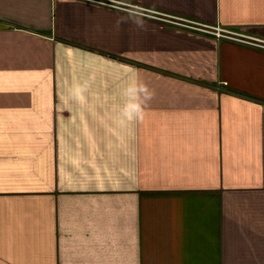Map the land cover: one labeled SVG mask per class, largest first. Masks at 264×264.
I'll list each match as a JSON object with an SVG mask.
<instances>
[{
    "label": "crops",
    "instance_id": "crops-1",
    "mask_svg": "<svg viewBox=\"0 0 264 264\" xmlns=\"http://www.w3.org/2000/svg\"><path fill=\"white\" fill-rule=\"evenodd\" d=\"M264 0H0V264H264Z\"/></svg>",
    "mask_w": 264,
    "mask_h": 264
},
{
    "label": "built area",
    "instance_id": "built-area-1",
    "mask_svg": "<svg viewBox=\"0 0 264 264\" xmlns=\"http://www.w3.org/2000/svg\"><path fill=\"white\" fill-rule=\"evenodd\" d=\"M159 19L173 24L175 26L209 36H213L217 39H224L229 41H234L237 43L255 46V47H264V42L258 38L242 34L236 30L228 29L220 25H209L202 22H197L194 20H189L186 18H180L167 14H152Z\"/></svg>",
    "mask_w": 264,
    "mask_h": 264
}]
</instances>
